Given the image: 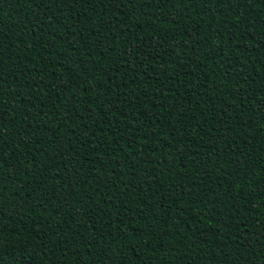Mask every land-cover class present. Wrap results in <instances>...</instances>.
Wrapping results in <instances>:
<instances>
[{"label":"trees","instance_id":"trees-1","mask_svg":"<svg viewBox=\"0 0 264 264\" xmlns=\"http://www.w3.org/2000/svg\"><path fill=\"white\" fill-rule=\"evenodd\" d=\"M0 264H264V0H0Z\"/></svg>","mask_w":264,"mask_h":264}]
</instances>
